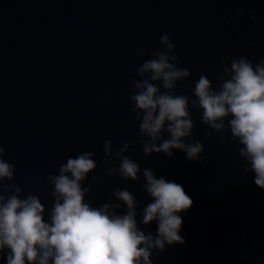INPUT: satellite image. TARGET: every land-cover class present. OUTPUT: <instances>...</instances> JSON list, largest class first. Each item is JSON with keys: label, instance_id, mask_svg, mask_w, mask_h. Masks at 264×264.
<instances>
[{"label": "water", "instance_id": "obj_1", "mask_svg": "<svg viewBox=\"0 0 264 264\" xmlns=\"http://www.w3.org/2000/svg\"><path fill=\"white\" fill-rule=\"evenodd\" d=\"M0 264H264V0H0Z\"/></svg>", "mask_w": 264, "mask_h": 264}]
</instances>
